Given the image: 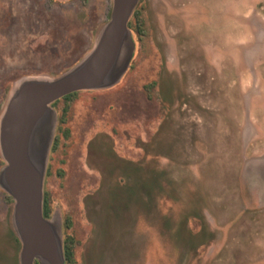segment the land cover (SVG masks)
Listing matches in <instances>:
<instances>
[{
    "label": "rangeland",
    "instance_id": "1",
    "mask_svg": "<svg viewBox=\"0 0 264 264\" xmlns=\"http://www.w3.org/2000/svg\"><path fill=\"white\" fill-rule=\"evenodd\" d=\"M112 5L0 0V117L19 82L78 65ZM128 28L118 83L77 91L65 122L50 104L44 216L62 240L71 217L65 264H264V0H139ZM153 173L164 192L149 195ZM14 203L0 186V264H20ZM198 214L204 243H177L180 222L202 234Z\"/></svg>",
    "mask_w": 264,
    "mask_h": 264
},
{
    "label": "water",
    "instance_id": "2",
    "mask_svg": "<svg viewBox=\"0 0 264 264\" xmlns=\"http://www.w3.org/2000/svg\"><path fill=\"white\" fill-rule=\"evenodd\" d=\"M138 2L113 0L94 49L78 65L57 78L25 79L8 99L0 117V149L7 162L0 171V186L15 199L20 264H35V259L39 264H65L61 228L55 233L43 213L44 177L56 126L50 104L72 92L120 81L133 53L128 22Z\"/></svg>",
    "mask_w": 264,
    "mask_h": 264
},
{
    "label": "trees",
    "instance_id": "3",
    "mask_svg": "<svg viewBox=\"0 0 264 264\" xmlns=\"http://www.w3.org/2000/svg\"><path fill=\"white\" fill-rule=\"evenodd\" d=\"M139 12L136 11L134 16L139 20V21H144V19L142 17H139ZM132 26L133 28V25L132 23L130 22V27ZM78 92H72V93H69L67 95H65L64 97H62L61 99H63L65 101V106L63 108V113H62V117H61V121L62 122H65L66 120V114L69 110V107H70V103H71V100L76 97ZM58 102V101H56ZM65 133L67 134L68 131L65 130ZM56 142V140H55ZM60 174H62L60 172ZM160 179V174L159 173H153L151 175V178L150 179H143V182L141 183V187H142V190L144 192H146L147 194L149 195H152L155 193L156 194H159L161 192H164V185L162 184V182L159 180ZM50 211H51V207L49 205V196L46 192H44V200H43V212H44V215L48 216L50 214ZM199 219H201L202 221V234H193L192 232L188 231L186 233V230H182V228H185L184 225H183V222H180V226L179 228L175 231H173V236L175 237V241L177 243L183 241L186 239V236L189 237L190 241L192 242H196V243H199L200 244H203L204 241L206 240V237L207 235L209 234L207 232V226H206V223H205V219L204 217H202L201 215H197ZM71 224H72V220H71V217L70 216H66V219H65V222H64V227H65V231H64V238H63V253H64V257H65V260L68 262V263H73L74 261V250H73V245L75 243V239L73 237V235L71 233H69V229L71 228ZM168 225H166L168 227L169 230H171V226L169 223H167ZM186 233V234H185ZM9 243L12 245V247L14 248L15 251H17L20 247V243H19V240L18 238L14 235V233L10 230V233H9ZM0 257L4 258L3 255H0ZM16 264H18L16 262Z\"/></svg>",
    "mask_w": 264,
    "mask_h": 264
},
{
    "label": "flooded vegetation",
    "instance_id": "4",
    "mask_svg": "<svg viewBox=\"0 0 264 264\" xmlns=\"http://www.w3.org/2000/svg\"><path fill=\"white\" fill-rule=\"evenodd\" d=\"M55 140V139H54ZM57 144V139H56V142H55V145ZM55 145H54V147H55Z\"/></svg>",
    "mask_w": 264,
    "mask_h": 264
}]
</instances>
